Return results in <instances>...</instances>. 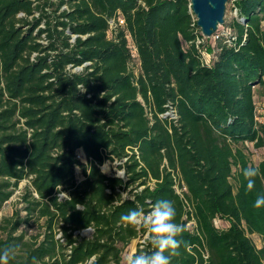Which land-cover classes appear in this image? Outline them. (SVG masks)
I'll return each instance as SVG.
<instances>
[{
	"label": "trees",
	"instance_id": "16d2710c",
	"mask_svg": "<svg viewBox=\"0 0 264 264\" xmlns=\"http://www.w3.org/2000/svg\"><path fill=\"white\" fill-rule=\"evenodd\" d=\"M235 9L239 18L224 24L231 43L216 41L206 65L190 0H0V211L30 183L23 208L0 224V251L14 250L9 264H123L145 237L136 252L150 254L145 232L121 216L165 199L190 245L172 264H264V206H254L264 160L251 192L243 177L253 165L244 146L264 149L255 117L264 0ZM118 15L138 51L137 77L125 32L108 37ZM124 159L127 180L101 171ZM87 227L92 236L81 237Z\"/></svg>",
	"mask_w": 264,
	"mask_h": 264
},
{
	"label": "clouds",
	"instance_id": "9594fccd",
	"mask_svg": "<svg viewBox=\"0 0 264 264\" xmlns=\"http://www.w3.org/2000/svg\"><path fill=\"white\" fill-rule=\"evenodd\" d=\"M104 169H102L103 171ZM260 175L259 167L249 165L243 171V177L247 182V191L255 188L256 178ZM77 204V209H80ZM255 207L264 206V191L256 193ZM177 210L171 200H159L154 203L149 211L138 207L129 210L121 216V222L125 228L136 231H144L149 239L153 251L150 254L143 252H129L124 264H172L173 257L180 255L181 245L188 249L190 245L179 237L186 231L182 223L176 222ZM90 228L87 227L83 234L87 235ZM12 249L5 248L0 251V264H9V256Z\"/></svg>",
	"mask_w": 264,
	"mask_h": 264
},
{
	"label": "rangeland",
	"instance_id": "374dc122",
	"mask_svg": "<svg viewBox=\"0 0 264 264\" xmlns=\"http://www.w3.org/2000/svg\"><path fill=\"white\" fill-rule=\"evenodd\" d=\"M238 17V13L235 9V0H230L226 7V13H225V23L229 26L233 21H235ZM225 30L222 29V27H219V33L223 32ZM207 42L204 44L205 48L203 49L204 57L206 59H209L210 56L214 53V47L215 42L213 38L206 39ZM80 70H76V72H79ZM138 73V72H136ZM255 104L258 109V112H264V88L257 87L255 89ZM261 114V113H260ZM168 117L171 118V120H175L174 114L171 112L167 114ZM244 150L249 158V161L251 164L257 166L260 162L264 160V149H256L252 144H246L244 146ZM102 169H104L102 171ZM101 171L107 175V176H123V169L117 166L115 163L107 161L102 167ZM77 176L79 180H82V173L78 169L76 170ZM27 187H30L29 181H24L19 184L18 188H16L12 198L10 201H8L6 204H4L2 210L0 211V224L2 223V220L5 218H11L15 212L21 210L23 208V205L21 204V199L24 191L27 189ZM126 196V195H124ZM21 216H25V213H22ZM217 225L221 227V223L217 221ZM227 226V224H226ZM30 234L31 235H39L41 233V228L39 226L33 225L32 228H30ZM25 230V229H24ZM92 231H90L87 235H84L83 232L81 233V237H87L90 238L92 236ZM3 237V231L0 228V239ZM146 238V237H145ZM145 238H138L134 240L124 251L123 253V264L126 255L129 252H136L137 247L140 244L144 243ZM254 243L258 248L262 246V243L260 241L259 237H253L252 238ZM134 249V250H133Z\"/></svg>",
	"mask_w": 264,
	"mask_h": 264
},
{
	"label": "built area",
	"instance_id": "2783aa9c",
	"mask_svg": "<svg viewBox=\"0 0 264 264\" xmlns=\"http://www.w3.org/2000/svg\"><path fill=\"white\" fill-rule=\"evenodd\" d=\"M125 27H126V24H125L124 18L121 15L116 16L115 18H113L112 20L109 21L108 37L110 39H116V36L121 31L125 32V37L127 40V45H128V49H129V53H130V57H131L130 69L132 70L133 74L137 77L140 74V69H141L138 51H137V48H136L134 42L132 41L130 34H128L127 31H125ZM222 29H224V26H222ZM212 38L214 41H218L221 38H225L226 43H231V34H230V31L228 29H225L221 33H219V29H218L217 33ZM202 58H203V62L206 65H211V62L213 60V55L210 56L209 59H206L204 57V52H202ZM136 72H138V73H136ZM255 106H256V104H255ZM171 113L174 114V118L176 120L177 119L176 114L173 111ZM255 117H256L257 124L260 126H264V112L263 111L258 112L257 107L255 110ZM76 158L80 163H82L84 165H87L89 163V160L85 156L82 149H80L77 152ZM126 161H127V159H124L123 161H114L113 163H115L117 166H122ZM116 177H119V176H116ZM120 178L127 180L124 170H123V176H121ZM174 181H175V189H176L177 193L181 197H183L185 192H186V188L183 187V183L179 181V179L176 175L174 176ZM58 197L60 198V201L67 199V195L64 193L59 194ZM216 224H217V222H216ZM194 226H195V222L193 220H191L187 224V227L190 229H193Z\"/></svg>",
	"mask_w": 264,
	"mask_h": 264
},
{
	"label": "water",
	"instance_id": "95a60500",
	"mask_svg": "<svg viewBox=\"0 0 264 264\" xmlns=\"http://www.w3.org/2000/svg\"><path fill=\"white\" fill-rule=\"evenodd\" d=\"M196 25L205 39L212 38L225 24L226 7L230 0H190ZM243 1V0H235Z\"/></svg>",
	"mask_w": 264,
	"mask_h": 264
},
{
	"label": "crops",
	"instance_id": "0c3cea01",
	"mask_svg": "<svg viewBox=\"0 0 264 264\" xmlns=\"http://www.w3.org/2000/svg\"><path fill=\"white\" fill-rule=\"evenodd\" d=\"M220 223H221V228H222V227H226V224H227L226 222H220ZM253 237H255V236H253ZM260 248H261V247H260Z\"/></svg>",
	"mask_w": 264,
	"mask_h": 264
},
{
	"label": "bare ground",
	"instance_id": "6f19581e",
	"mask_svg": "<svg viewBox=\"0 0 264 264\" xmlns=\"http://www.w3.org/2000/svg\"><path fill=\"white\" fill-rule=\"evenodd\" d=\"M134 250V249H133Z\"/></svg>",
	"mask_w": 264,
	"mask_h": 264
}]
</instances>
